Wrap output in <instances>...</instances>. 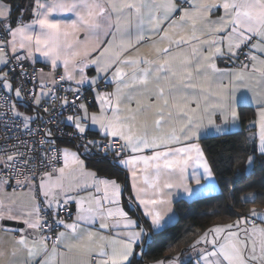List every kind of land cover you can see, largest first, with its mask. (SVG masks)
I'll use <instances>...</instances> for the list:
<instances>
[{
  "label": "snow or ice",
  "instance_id": "6c2138e0",
  "mask_svg": "<svg viewBox=\"0 0 264 264\" xmlns=\"http://www.w3.org/2000/svg\"><path fill=\"white\" fill-rule=\"evenodd\" d=\"M14 9L0 0V107L39 139L18 138L23 151L0 155V264H142L153 235L176 220L177 193L216 190L188 180L214 177L201 140L237 134L241 107H254L255 119L236 175L264 173V0H29ZM57 132L75 143L60 147ZM109 153L114 170L130 172L142 216L121 206L119 176L89 167ZM236 183L225 181L232 199L235 189L255 204L259 194ZM235 215L196 234L195 264H264V203Z\"/></svg>",
  "mask_w": 264,
  "mask_h": 264
},
{
  "label": "trees",
  "instance_id": "16d2710c",
  "mask_svg": "<svg viewBox=\"0 0 264 264\" xmlns=\"http://www.w3.org/2000/svg\"><path fill=\"white\" fill-rule=\"evenodd\" d=\"M14 3L15 12L19 10L16 5L17 0H11ZM250 108L241 107L244 113L242 125L243 129L236 131L237 134L227 135L216 138H206L202 140L204 150L211 162V165L218 177L220 183V191L213 195L203 196L191 201L178 200L175 202L177 211V220L168 226L158 235H153V243L147 248L142 264H152L157 260L165 259L168 256L176 255L184 252V256L190 252L188 245L192 243L196 234L202 232L214 224L222 222H230L235 220L236 213L240 212L243 207H261L264 203V173L257 172L251 179L241 176L237 177L236 173L239 169H243L244 161L236 163L235 158L241 152V144L244 136L248 135L246 123L252 119ZM89 138H98V135L90 131ZM70 139L60 138L58 144L60 146H72ZM93 160L97 158L93 157ZM110 159L98 160L96 163H89V167L94 169H105L100 174L119 176L121 184L125 187L122 193V204L126 206L129 214L137 217L142 216L140 209L135 204H130V183L129 177L125 169L114 170L110 164ZM237 183L235 188L244 189L245 192H253L258 195L255 204L243 205L239 202L240 195L244 194L232 189L236 196V200L232 199L229 187L225 186V181H234ZM251 184L252 187H246ZM194 258L188 259L185 264H194Z\"/></svg>",
  "mask_w": 264,
  "mask_h": 264
},
{
  "label": "built area",
  "instance_id": "2783aa9c",
  "mask_svg": "<svg viewBox=\"0 0 264 264\" xmlns=\"http://www.w3.org/2000/svg\"><path fill=\"white\" fill-rule=\"evenodd\" d=\"M42 66L43 65H41V64H37L36 65V67H42ZM9 67L11 68L12 65H9ZM31 70H32L31 68H28V71L29 72H31ZM19 71H20L19 68H16L15 69V72L17 74L19 73ZM21 79H23V78L17 76V79H16L15 83L19 84ZM25 86L28 89H31L33 87V85H32L31 82H27ZM101 87L105 91H110L108 89V87L107 88H104L103 85H101ZM90 92H91L90 89L85 88V90H84V96L87 97V101H92ZM58 95H61L62 96V95H65V93L60 92V93H58ZM69 98L71 99V95L70 94H69ZM49 102L50 103H53V101H49ZM54 103H57L58 104V101L57 102H54ZM31 107L32 106L29 105V109ZM29 109H27V110H29ZM4 113H6V114H4ZM33 114H35V113H33ZM68 114L69 113L66 112L65 113V116L68 115ZM44 115L46 116L47 114H44ZM18 124H19V120H17L16 123H13L12 122V113L11 112H6V109L5 108L0 107V155L3 154V151L5 149H7V150H14V146H15V148H19L20 151H23L24 150V146L19 143V139L27 140V141H29L30 144H31V142L34 139H39L38 136H29L27 134L26 130H24L21 127H18ZM38 126L39 127H43V125L40 124L39 121H37L36 123H34L32 125V128L35 129ZM48 127L53 128V131L54 132L56 131V125L55 124L48 125ZM60 129L63 132H69V131H71V128L66 127L65 125H60ZM56 136H57V144H58V139H60V138L70 139L67 136H61L60 132H57L56 133ZM60 147H62V146H60ZM93 151H95V149ZM108 159H110V160L112 159L111 153H109ZM72 211L73 212L75 211V205L72 206Z\"/></svg>",
  "mask_w": 264,
  "mask_h": 264
},
{
  "label": "crops",
  "instance_id": "0c3cea01",
  "mask_svg": "<svg viewBox=\"0 0 264 264\" xmlns=\"http://www.w3.org/2000/svg\"><path fill=\"white\" fill-rule=\"evenodd\" d=\"M4 3L14 5V3H13L11 0H4ZM28 4H29V0H17V1H16V5H17V7L19 8V10H17V11L15 12V14H16L15 16H18V15L20 14V11H21L20 6H21V5L23 6L24 9H27ZM13 12H14V10H13ZM13 12H12V15H13ZM25 15H26V16H30V13H27V12H26ZM13 26H15V25H13ZM41 65H42V64H41ZM219 65H220V67H231V65L226 64L225 62H219ZM61 71H62V69H61ZM93 74H94V73H93ZM108 89L111 91V90H112V86H108ZM90 95H91V99H92V101H89V102L91 103V110L95 111V110L97 109V104H96V101H95V99H94V93H93V91L90 92ZM238 95H239V94H238ZM248 108H250L249 110H250V113H251L252 119H250V120L246 123V127H245L246 130H249V122H250L251 120L255 119L254 107H248ZM28 111H29V110H28ZM242 129H243V125H242V123H241L240 126L238 127V129H236V131H240V130H242ZM91 131H93V132L96 133V129H92ZM252 131H258V129L253 128ZM89 132H90V131H89ZM248 132H249V131H248ZM98 138H100V137L98 136ZM62 147H70V146H62ZM201 147L204 149L203 144H202V140H201ZM204 151H205V150H204ZM205 154H206V152H205ZM206 156H207V154H206ZM207 158H208V156H207ZM208 159H209V158H208ZM209 162H210V160H209ZM210 164H211V162H210ZM125 170H126V169H125ZM126 172H127L128 177H129V183H130V196H131V198L134 200V199H135V196H134V192H133V189H132V183H133V181H132V177H131L130 172H128L127 170H126ZM200 172H202V169L200 170ZM213 172H214V177H213V178H209V179H205V178L202 177V179H201V184H200V185H197L196 182H195V180L189 178V180H188V185H189L190 188H192L194 191H196V190H199L200 188H202L204 185L208 184L209 182H212V183H215V184H216V190H215L214 192L207 193V194H201V195H191V196H190L189 194H187V193H184L182 190H180V191L177 193V198L174 200V209H175V212H176V220H177V217H178V216H177V211H176V208H175V202H176V201H178V200L191 201V200H194V199L199 198V197H203V196H208V195L216 194V193H218V192L220 191V183H219L218 177H217V175H216L214 169H213ZM190 173H191V169L189 170V174H190ZM100 175L103 176L104 174H100ZM139 183H140V186H144V185H143V181H142V179L140 180ZM120 199H121V198H120ZM121 201H122V200H121ZM121 206L124 208L125 211H127V212L129 213V211H128V209L126 208L125 205H122V203H121ZM140 211H141V213H142V209H140ZM129 215H130V214H129ZM130 216H132V215H130ZM132 217H133L134 219L136 218V217H134V216H132ZM176 220H175V222H176ZM175 222H174V223H175ZM172 224H173V223H172ZM169 226H170V225H169ZM0 247H2V245H0ZM190 258H194L193 262H194V264H195V253L192 252L191 250H190L189 253L186 254V256L183 257V259H184L185 262H186V261H187L188 259H190ZM152 264H155V262L152 263Z\"/></svg>",
  "mask_w": 264,
  "mask_h": 264
},
{
  "label": "rangeland",
  "instance_id": "374dc122",
  "mask_svg": "<svg viewBox=\"0 0 264 264\" xmlns=\"http://www.w3.org/2000/svg\"><path fill=\"white\" fill-rule=\"evenodd\" d=\"M19 110H20V111H28V110H27L26 108H24V107H20Z\"/></svg>",
  "mask_w": 264,
  "mask_h": 264
},
{
  "label": "clouds",
  "instance_id": "9594fccd",
  "mask_svg": "<svg viewBox=\"0 0 264 264\" xmlns=\"http://www.w3.org/2000/svg\"><path fill=\"white\" fill-rule=\"evenodd\" d=\"M121 200H122V196H121V199H120V203H122V201H121ZM122 205H123V204H122Z\"/></svg>",
  "mask_w": 264,
  "mask_h": 264
}]
</instances>
